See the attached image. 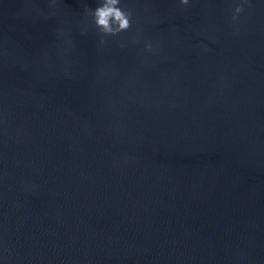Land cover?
<instances>
[{"label": "water", "instance_id": "water-1", "mask_svg": "<svg viewBox=\"0 0 264 264\" xmlns=\"http://www.w3.org/2000/svg\"><path fill=\"white\" fill-rule=\"evenodd\" d=\"M100 2L0 0V264H264V0Z\"/></svg>", "mask_w": 264, "mask_h": 264}, {"label": "clouds", "instance_id": "clouds-1", "mask_svg": "<svg viewBox=\"0 0 264 264\" xmlns=\"http://www.w3.org/2000/svg\"><path fill=\"white\" fill-rule=\"evenodd\" d=\"M181 4H187L188 0H180ZM248 3V0H241V3L235 7V13L243 12V5ZM120 0H101L99 5L94 9H89L85 5V11L92 17L95 26L104 35H117L122 31H126L131 27L130 11L122 10L119 7ZM55 5V0H52L50 7ZM233 20H236V15H233ZM103 43V40H101ZM148 50H151V45H146Z\"/></svg>", "mask_w": 264, "mask_h": 264}]
</instances>
